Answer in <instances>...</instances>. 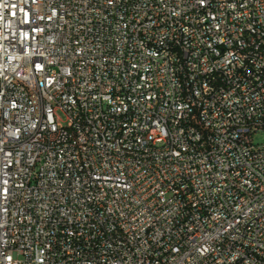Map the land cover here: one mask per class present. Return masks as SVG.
Wrapping results in <instances>:
<instances>
[{"label":"built area","instance_id":"built-area-1","mask_svg":"<svg viewBox=\"0 0 264 264\" xmlns=\"http://www.w3.org/2000/svg\"><path fill=\"white\" fill-rule=\"evenodd\" d=\"M258 131L264 0H0V264H264Z\"/></svg>","mask_w":264,"mask_h":264},{"label":"rangeland","instance_id":"rangeland-1","mask_svg":"<svg viewBox=\"0 0 264 264\" xmlns=\"http://www.w3.org/2000/svg\"><path fill=\"white\" fill-rule=\"evenodd\" d=\"M61 119V122L64 123V118L61 114H58ZM252 141L253 144H264V131H258L252 133Z\"/></svg>","mask_w":264,"mask_h":264}]
</instances>
